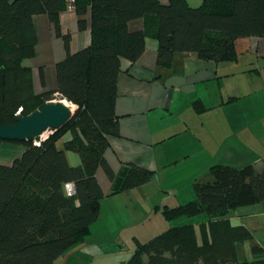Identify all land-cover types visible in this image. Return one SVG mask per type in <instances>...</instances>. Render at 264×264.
Returning <instances> with one entry per match:
<instances>
[{
	"label": "trees",
	"instance_id": "1",
	"mask_svg": "<svg viewBox=\"0 0 264 264\" xmlns=\"http://www.w3.org/2000/svg\"><path fill=\"white\" fill-rule=\"evenodd\" d=\"M73 8L80 29L89 14L90 42L71 51L69 35H64L66 53L55 63L56 89L35 92L31 68L24 63L37 42L33 16L47 13L58 31L65 2L0 0V123H15L19 108L20 114H29L55 94L75 106L70 119L36 139L38 144L13 140L23 143L24 150L10 164L0 162V264H52L83 241L103 197L99 167L113 193L153 176L152 169L129 161L115 172L105 157L108 137L119 134L115 98L120 60L135 61L146 37L157 41V65L168 67L175 52L230 60L236 56L237 37L264 36V0H202L197 6L187 0H73ZM139 17L142 27L129 29L128 22ZM67 151L80 162L72 164ZM209 172L211 179L194 181L195 198L161 210L167 220L204 213L200 239L194 223L172 224L138 242L122 264H264V249L256 244L251 259L237 256L236 245L249 241L252 232L227 216L264 199V168L216 163ZM68 182L72 194L66 191Z\"/></svg>",
	"mask_w": 264,
	"mask_h": 264
},
{
	"label": "crops",
	"instance_id": "2",
	"mask_svg": "<svg viewBox=\"0 0 264 264\" xmlns=\"http://www.w3.org/2000/svg\"><path fill=\"white\" fill-rule=\"evenodd\" d=\"M187 1L192 6L202 2ZM85 18L86 26L80 29L75 10L64 9L58 13L56 31L47 13L33 16L37 42L24 63L31 68L35 92L56 89L55 63L66 53L64 35H69L71 51L89 44L88 13ZM142 24L140 17L128 22L131 30ZM234 48L235 58L219 61L200 59L192 51L175 52L170 66L164 67L156 62L157 41L146 37L135 61L120 60L115 98L119 134L108 137L105 157L115 172L129 161L152 169L153 176L113 193L99 167V215L85 239L52 264H94L108 255L122 264L138 242L183 223L167 220L162 207L195 198L194 181L211 179L210 165L264 168V36L237 37ZM24 148L21 142L2 140L0 162L10 164ZM67 156L74 165L80 162L72 151ZM227 216L252 232L247 244L251 258L253 244L264 249V199L230 210ZM195 230L198 237L199 228ZM236 250L238 256V244Z\"/></svg>",
	"mask_w": 264,
	"mask_h": 264
},
{
	"label": "water",
	"instance_id": "3",
	"mask_svg": "<svg viewBox=\"0 0 264 264\" xmlns=\"http://www.w3.org/2000/svg\"><path fill=\"white\" fill-rule=\"evenodd\" d=\"M72 113L73 109L63 99L44 102L29 114H18L15 123H0V139L36 140L47 129H58L63 126Z\"/></svg>",
	"mask_w": 264,
	"mask_h": 264
},
{
	"label": "rangeland",
	"instance_id": "4",
	"mask_svg": "<svg viewBox=\"0 0 264 264\" xmlns=\"http://www.w3.org/2000/svg\"><path fill=\"white\" fill-rule=\"evenodd\" d=\"M55 99H58V95L55 94ZM66 103H68L66 100H64ZM75 108V107H74ZM74 110V109H73ZM49 133H51V130L50 129H47L45 132H43V134L39 137L40 139L46 137ZM58 145L61 146V141L59 140L58 141ZM206 218V215L204 213H201V214H198L196 216H192V217H188V216H179V217H176L174 219H172L171 221L172 222H193L195 223V227L197 228L198 227V224L199 222H201L202 220H204ZM198 233V237H200L199 235V231H197ZM200 239V238H199ZM249 243V241H245L244 244L240 243L238 244V247H239V252H238V257L240 259H251V255H250V252H249V249L247 247V244ZM241 245H243L241 248ZM107 258L111 259L112 257L110 255L106 256ZM115 258V256L113 257ZM109 259H106V260H102L100 261L99 263L97 261L94 262V264H117L115 262V259L114 260H109ZM109 260V261H108ZM121 260V259H120ZM108 261V262H107ZM70 264V263H69Z\"/></svg>",
	"mask_w": 264,
	"mask_h": 264
},
{
	"label": "built area",
	"instance_id": "5",
	"mask_svg": "<svg viewBox=\"0 0 264 264\" xmlns=\"http://www.w3.org/2000/svg\"><path fill=\"white\" fill-rule=\"evenodd\" d=\"M67 9H74L73 8V0H64ZM16 114H20V108L16 111ZM34 143L38 144L37 140H34ZM65 188L68 194H72L74 192V188L72 183H66Z\"/></svg>",
	"mask_w": 264,
	"mask_h": 264
},
{
	"label": "bare ground",
	"instance_id": "6",
	"mask_svg": "<svg viewBox=\"0 0 264 264\" xmlns=\"http://www.w3.org/2000/svg\"><path fill=\"white\" fill-rule=\"evenodd\" d=\"M68 104L71 107V109H74L75 106L73 104H70V103H68Z\"/></svg>",
	"mask_w": 264,
	"mask_h": 264
}]
</instances>
